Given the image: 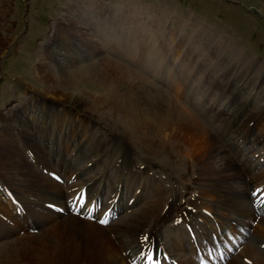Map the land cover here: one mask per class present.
I'll return each instance as SVG.
<instances>
[{"label":"bare ground","instance_id":"bare-ground-1","mask_svg":"<svg viewBox=\"0 0 264 264\" xmlns=\"http://www.w3.org/2000/svg\"><path fill=\"white\" fill-rule=\"evenodd\" d=\"M0 1L2 16L8 7ZM113 27L101 31L106 51L129 67L104 55L85 65H61L49 47L53 60L38 65L41 88L25 87L32 95L23 111L1 118L0 241L6 244L0 252L14 249L15 264H145L140 253L149 250L161 264H264V180L250 157L237 162L225 150L255 146L264 119L251 125L252 117L237 115L239 107L221 116L169 77L166 94L143 77L135 80L132 35L112 43L119 33ZM84 35L64 31L61 37L74 44ZM51 61L60 80L52 76ZM88 82L102 84L103 91H92ZM170 91L190 106L182 99L173 103ZM97 121L108 133L95 128ZM141 148L146 165L134 161L133 149L141 154ZM163 155L180 176L168 168V179L153 171L161 169ZM136 188L147 196L135 194ZM7 200L11 211L3 205Z\"/></svg>","mask_w":264,"mask_h":264},{"label":"rangeland","instance_id":"rangeland-1","mask_svg":"<svg viewBox=\"0 0 264 264\" xmlns=\"http://www.w3.org/2000/svg\"><path fill=\"white\" fill-rule=\"evenodd\" d=\"M4 1L8 12L0 16V127L1 118L21 113L30 101L32 94L25 87L41 88L42 84L37 80L38 65L53 60L47 53L49 47L56 50V60L63 63L61 65L75 66L78 62L85 65L104 55L119 65L129 67L132 63L106 51L108 47L101 37V31H110L113 22L114 32L119 33L117 38L109 41L122 42L118 37L132 35L135 80L143 77L142 80H146L154 90L160 89L164 93L167 85L163 81L169 78L178 80L187 87L189 97L199 104L208 102L215 112L222 113L221 116L231 114L239 107L237 115L242 119L252 117L251 125L258 118L264 119V0ZM87 8L90 9L87 11ZM102 17L114 21L101 20ZM71 22H75V26ZM61 24L66 28L61 29ZM62 30L76 33V36L85 34L86 40L80 37L71 44L61 37ZM61 52L71 54L66 58L59 56ZM53 67L52 63V76L60 80V72ZM86 85L92 91H103L102 84L88 82ZM169 96L173 103L179 104L182 99L175 91H170ZM32 114L26 113L30 117ZM200 116L204 120L203 112ZM97 123L99 121L95 123L96 129L100 128ZM101 131L103 135L108 133L104 128ZM222 135L227 140L225 134ZM225 139H221L222 142ZM94 140L100 144L103 142L98 138ZM239 146L225 150L237 162L250 157V166L257 170L254 173L264 180V135L255 146ZM142 150L139 154L133 149L134 161L146 165L147 154ZM160 159L166 162L158 161L161 169L154 166L153 171L164 172L166 179L169 173L174 177L176 174L180 176L182 170H172V162L167 157L163 155ZM142 166L137 165V170ZM76 168H80L79 164ZM167 168L169 173L165 171ZM92 169L82 177H89L100 168ZM142 192V189L135 190L138 195ZM143 194L147 196V193L146 196ZM8 201L3 205L5 208L9 206L11 211ZM249 205L256 209L252 202ZM12 213L16 214L15 211ZM10 217L14 221L15 217ZM2 242L0 245L6 244ZM249 243L262 248L256 240H249ZM15 254L12 248L0 252V264H15L11 262Z\"/></svg>","mask_w":264,"mask_h":264},{"label":"snow or ice","instance_id":"snow-or-ice-1","mask_svg":"<svg viewBox=\"0 0 264 264\" xmlns=\"http://www.w3.org/2000/svg\"><path fill=\"white\" fill-rule=\"evenodd\" d=\"M78 195H79V203H80V205H82V206L85 205V203H86L85 193L82 191ZM254 195H255V193H254ZM105 215H107V214H105ZM88 217L89 218H94L92 209L88 210ZM99 222L101 224H106L108 221H107V219H100ZM144 239L147 240L148 238L145 237ZM140 256H141V258L145 259V264H161L159 257L155 256L151 252V250H149L148 253H145V252L141 251Z\"/></svg>","mask_w":264,"mask_h":264}]
</instances>
